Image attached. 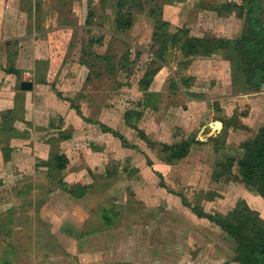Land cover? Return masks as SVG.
I'll return each instance as SVG.
<instances>
[{"label":"rangeland","instance_id":"374dc122","mask_svg":"<svg viewBox=\"0 0 264 264\" xmlns=\"http://www.w3.org/2000/svg\"><path fill=\"white\" fill-rule=\"evenodd\" d=\"M253 32L264 47V0H0V217L38 218L40 252L0 234V264H242L226 228L264 236L261 180L237 165L264 127V54L239 56ZM78 213L97 239L57 233Z\"/></svg>","mask_w":264,"mask_h":264},{"label":"trees","instance_id":"16d2710c","mask_svg":"<svg viewBox=\"0 0 264 264\" xmlns=\"http://www.w3.org/2000/svg\"><path fill=\"white\" fill-rule=\"evenodd\" d=\"M118 7L120 10L123 9L122 1H120L118 4ZM131 19L132 17L129 15L128 23H125L124 17L122 16L118 20V24L120 26H125V28L128 29L130 28ZM157 23H159V21ZM163 35V39L166 40L167 34ZM255 36L256 33L253 32L250 37L242 40L243 43L240 47L241 52L240 54L238 53L239 56L251 57L253 52H256V54H264V47H259L257 44V37ZM174 39L175 38L172 37L171 40ZM213 44L214 43L210 40L191 38L187 43V53L191 55H208L214 50ZM161 47L162 50L164 47ZM251 49L254 51L251 54H246V51H250ZM155 75L156 71L147 73L142 83L146 86L151 85ZM101 126L104 132H112L114 135L117 134L113 130L106 128V126ZM121 139L124 144L127 143L124 138ZM145 140L146 142L150 143L147 139ZM242 148L245 150V156L237 162L239 171L248 184H252L258 179L261 180L260 193L264 199V127L259 131L257 136L252 141L245 143ZM190 149L191 145L188 143H182L173 146H163V152L169 155V161L171 162L179 161L187 157ZM240 225H230L226 228L235 241L238 261L242 264H264V236L259 233L253 236L245 235L244 231L247 229V227L243 224ZM248 230H250V228Z\"/></svg>","mask_w":264,"mask_h":264},{"label":"crops","instance_id":"0c3cea01","mask_svg":"<svg viewBox=\"0 0 264 264\" xmlns=\"http://www.w3.org/2000/svg\"><path fill=\"white\" fill-rule=\"evenodd\" d=\"M67 167H69V166H67ZM66 170H68V172H69L71 170V168H68ZM63 171L65 172V170H63ZM75 171L76 170H72V172H69L70 173L69 176H71L72 174H75ZM79 180H80V183H81L82 186L79 185V186H76L75 187V189H77L79 193L76 194V195L74 194L75 195L74 198H77L82 203H85V202L87 203V202L91 201L92 200V197H93V200L92 201H94V203H92V205H95L96 206V204L98 203V201H97L98 198H97V196L94 197L96 195L95 189L92 190V191H90L92 193V196L90 197V199L89 200L86 199L85 196H87V195H85V194H87V193L85 192V190L82 192V189L85 188L86 186H89L88 185V182H87V180L84 181V178H80ZM70 190L72 191V189H70ZM70 190H69L68 193L73 194V193H71ZM70 197H71L70 200H74V198H73L72 195ZM69 202L70 201H68V203ZM76 204H78V203H76ZM5 212H7V211H5ZM77 216H78L77 218L72 217V216H70V217H67V216L65 217L64 216L63 218H61L59 220L55 219L54 220L55 222H53V224H54V226H57V233L59 235H65L64 238L67 241H77L78 243H80L81 241H83V243H85L86 241H93V240L97 239V235H94L93 236V235L87 234V235H90V236L89 237H86V233L87 232L86 231H83L82 228L87 223L86 220L88 218H86L85 215H83L84 218L83 217H80L79 216V213H78ZM10 219H11L10 217L9 218H7L5 216L0 217V234H2L4 238L9 239V241H12L10 243L11 244L10 246L13 247V249L15 248V252H17L16 253L17 255L22 256L23 258L29 256L27 258L34 259L35 260L36 257H37V255H38V253H40V252H37V250H36V240H35L36 237H34V235H33V232H34V234H36L38 232V224H39L38 218L37 219L34 218L33 221L26 222V223H31V224H29L31 226L30 227V233H27V231H25V228H20L19 225L20 224H23L20 220L16 221V219H13V220H10ZM42 224H44L46 226L47 223L46 222H42ZM81 226H83V227L80 228ZM44 233L46 234L45 231H44ZM54 233H56V232H54ZM7 234H9V237H7ZM67 234H68V236H67ZM49 235L52 236L51 239L56 238V234L49 233L47 236H49ZM23 236L25 237L24 238V242L26 243L25 244L26 245V248L25 249L23 247H22L23 248L22 249L17 244V243L20 244L19 240L22 239L20 237H23ZM72 236L75 237V238H73ZM30 239H32L33 242H34V245H32V249H33L32 252L27 251V249L29 247L28 244L30 243ZM80 247H82L81 244H80ZM42 252L43 251H41V253ZM44 253H46V252H44ZM92 254H95V253H92ZM92 254H90V255H92ZM32 255H34V256H32Z\"/></svg>","mask_w":264,"mask_h":264},{"label":"water","instance_id":"95a60500","mask_svg":"<svg viewBox=\"0 0 264 264\" xmlns=\"http://www.w3.org/2000/svg\"><path fill=\"white\" fill-rule=\"evenodd\" d=\"M264 88V84H263ZM34 89V84L32 82H23L21 83V90L24 92L32 91Z\"/></svg>","mask_w":264,"mask_h":264},{"label":"bare ground","instance_id":"6f19581e","mask_svg":"<svg viewBox=\"0 0 264 264\" xmlns=\"http://www.w3.org/2000/svg\"><path fill=\"white\" fill-rule=\"evenodd\" d=\"M210 126H211V128H213L215 125L212 124V125H210Z\"/></svg>","mask_w":264,"mask_h":264}]
</instances>
